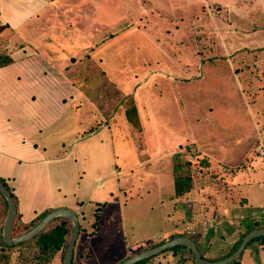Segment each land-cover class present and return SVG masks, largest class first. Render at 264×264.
I'll return each instance as SVG.
<instances>
[{"label":"rangeland","instance_id":"1","mask_svg":"<svg viewBox=\"0 0 264 264\" xmlns=\"http://www.w3.org/2000/svg\"><path fill=\"white\" fill-rule=\"evenodd\" d=\"M223 1L229 9L213 0H149V7L142 11L150 16L142 17V8L132 0H60L58 3L70 5L55 7L54 14L48 13L52 14L51 20L57 15L66 20L58 24L60 29L63 26L69 34L78 30L81 34L78 35L85 37L77 40V33L70 36V47L80 41L85 42V48L71 50L81 60L71 64L67 73L88 104L95 102L103 111L100 118H90L83 107L84 117L77 115L71 120L79 129L91 126L100 133L92 137L87 131L84 141L79 135L72 144H66V148L74 149L77 161L64 157L49 163L52 192L56 195L66 192L69 204L74 201L73 207L87 218L99 204L103 216L111 212L109 220L104 218L95 234L81 233L76 242V254L82 247L89 252L88 264H114L121 255L131 256L149 248L162 235L184 225L177 220L170 196L174 184L169 160L176 145L192 139L193 134L198 142L203 138V144L230 143L242 132L241 137L249 134L250 129L255 133L254 118L263 125L264 0ZM104 4L113 6L116 12L99 6ZM78 11L84 14L78 17ZM42 33L40 39L45 42L47 32ZM242 44L254 47L236 49ZM130 93L136 99L144 126L142 142L147 143L151 156L146 167L138 165L139 152L124 111L123 100ZM100 140L102 147L97 145ZM258 141H245L242 150L252 144L251 153L256 155ZM81 145L90 160L81 161ZM193 146L190 142L181 144L177 151L197 155ZM44 153L54 159L63 156L59 151ZM243 159L247 158L240 154L232 167H246ZM201 161V157L193 161V178L204 172L201 166L206 163ZM258 161L260 170L252 174L253 180L244 191L249 193L246 194L250 198L249 207L261 212L264 159L259 157ZM98 172L104 174V180L126 178L125 181L132 182L133 188H126L122 208L111 200L107 204L98 200L95 192L100 189ZM45 193L32 199V203H38ZM0 208L1 223L4 218L1 195ZM191 236L196 237L195 233ZM253 246L258 247L255 243ZM250 249L252 245L246 252ZM253 253L260 260V250ZM59 260L64 264V258ZM146 264H177V259L169 251L153 255Z\"/></svg>","mask_w":264,"mask_h":264},{"label":"crops","instance_id":"2","mask_svg":"<svg viewBox=\"0 0 264 264\" xmlns=\"http://www.w3.org/2000/svg\"><path fill=\"white\" fill-rule=\"evenodd\" d=\"M59 1L0 0V59L2 61L11 59L7 63H0V177L6 180L17 196V209L22 222L31 221L49 207L74 209L83 228L80 230L78 242L81 233L85 234L88 231L95 234L97 229L101 228L104 218L109 220L111 212H107L103 216V207L99 204L94 214L87 218L82 211L73 207L74 201L69 204L66 192L61 195L57 194V196L54 190L52 192V188L49 187L51 184L50 161L58 162L64 157H70L77 161L74 149L66 148V144H72L76 138H79V135H82L81 141H84L87 131L92 137L100 135L91 126L79 129L77 124L71 123L73 117L77 115L80 118L84 117L82 112L85 108L83 107L87 108L90 118L98 119L103 112L95 102L88 104L86 97L70 80V75L67 73L71 64L81 60L72 54L71 50L74 48L84 49L85 42L77 41L72 44L73 47H70V36H75L76 33L78 35L80 32L77 30L72 32L73 34H69L68 31L62 29L63 26L60 29L58 25L60 22L64 24L65 19L57 14L58 19L53 16L51 20L52 14L48 16L50 11L53 13L55 7L65 8L70 5L69 2L60 4ZM132 1H136V4L142 8L140 16H150L149 12L143 13L142 11L149 7V0ZM213 1L229 9L225 1ZM99 6L108 7L111 13L116 12L110 4ZM96 7L98 6H94V8ZM82 14L84 12L78 11L77 15L80 17ZM119 16L122 17L123 14L119 12ZM44 22H47L46 26L43 25ZM42 26L45 28L43 29ZM43 31L47 32L48 36V40L45 42L40 39ZM80 35L75 36V39L85 38ZM43 44L45 45L43 46ZM227 47L229 52L230 46ZM246 47L254 46L242 44L236 49ZM254 119L255 133L250 129L249 134L245 133L246 136L241 137L242 132L230 143L218 141L213 144L207 141L208 143L203 144L201 143L203 138H200L198 142L197 135L193 134L192 139H185L171 151L174 153L179 145L190 142L198 154H188V157L192 161H197L198 157L206 158L207 163L205 166H201L204 169L202 175L199 178H193L191 191L176 196L174 185V192L170 196L177 212V220L183 222L184 225L176 226L168 234L184 231L188 225H192L195 228V242L201 251L211 258L223 255L235 244L246 230V221L264 223V212L262 210L258 212L249 207L250 198L246 195L249 193L244 191L245 186L253 180L252 174L260 170L258 158L264 159V156L251 153L252 144H249L250 147L247 146L244 150L241 147L242 143L250 139L259 140L258 148L264 143V116L261 117L263 125L257 118ZM140 123L143 137L144 126L141 119ZM107 128L109 129V127ZM98 143L102 147L101 140L97 142V145ZM135 144L139 152L138 165L140 167L150 165L151 156L147 152V143L143 141V144L139 145L135 141ZM108 147L110 146L107 142L106 148ZM81 149V161L90 160L84 145H81ZM249 149L250 152H248ZM49 150L62 152L63 156L51 158L44 153ZM240 154L247 158L241 161L245 163L246 167L234 169L232 166ZM169 161H172V157ZM167 166H169L168 163ZM103 176L104 174L101 172H98L96 176V180L100 184V189H98L101 191L100 194L98 189L95 190L98 200L99 198L105 200L103 204H107L105 202L111 200L113 205L116 204L122 208L125 205L123 196L127 195L126 188L132 189V182L125 181L126 178H119L117 181L104 180ZM171 179L174 184L173 170ZM10 182H12L11 185ZM43 191L46 192L44 197L38 203H32V199L39 198ZM76 203L78 202L76 201ZM35 209L38 211L34 212ZM96 213L100 214L99 225L95 232H90L91 229L89 231L87 228L91 227L92 222L96 219ZM209 222L214 227L211 228ZM255 245L258 247L252 244V249L248 252L245 251L243 264L264 263V248L256 243ZM258 249L261 252L260 260L255 258L253 253L254 251L258 253ZM74 253L75 264H80L77 263L80 254L90 255L84 247L77 254L75 247ZM128 256L129 254L121 255L114 261V264L120 263ZM59 258L61 259V256L58 253L52 264H61ZM87 258L81 264H88Z\"/></svg>","mask_w":264,"mask_h":264},{"label":"trees","instance_id":"3","mask_svg":"<svg viewBox=\"0 0 264 264\" xmlns=\"http://www.w3.org/2000/svg\"><path fill=\"white\" fill-rule=\"evenodd\" d=\"M10 60H11L10 58L6 59L5 61H2L0 59V63L4 64L9 62ZM123 106H124L125 114L127 116V121L130 124V131L133 134L137 144L141 145L143 144L142 126L140 123L133 93L126 95V98L123 100ZM256 153L259 155L258 148L256 150ZM171 157H172V170H173L174 185H175V195L181 196L193 189V173L191 171L193 161L188 157V152H184L182 150L174 152ZM201 162L207 163L206 158L204 159L202 158ZM0 181L4 183L11 190L13 196L17 201L16 194L12 191L6 180L0 177ZM0 195L3 197V201H4V209H3L4 218L1 220L0 223V264H52L54 258L57 256L59 252H61V259L63 261L64 253L68 245V240L72 232V221L67 217H57L52 222H50L44 230H42L39 234H37L36 236H34L29 240H25L18 244H11L5 242L3 241V230L7 215L8 203L5 196L1 192ZM53 209L55 208L54 207L46 208L29 222H22L20 219V214L18 213L12 230L13 236L14 237L19 236L22 233L30 230L47 213H49ZM95 216L96 219H94V221L91 224L92 227L91 232H95L99 225L100 214L96 213ZM212 227L214 226L211 225V228ZM256 228H264V223H260L256 221L253 222L246 221V230L241 234V237L235 242V244L221 256L211 258L207 256L204 252H202L200 247L199 250L202 256L206 259L209 260L222 259L233 253L238 248L242 238L248 232ZM81 229L83 228L81 227L80 230ZM193 230L195 232L194 227ZM194 232L190 233L187 231L186 228V230L184 231L168 234L163 239L153 243L151 247L159 245L166 240H169L171 238L180 235L189 236L194 239V237L191 236ZM254 243H257L258 245L264 248V235H260L252 239L246 245L241 255L237 259L233 260L228 264H243L242 260L245 251L247 250L249 245H252ZM169 251L172 253L174 258L177 259V264H185L187 262H189L190 264L192 263L199 264L192 249L186 245H176L171 248L165 249L160 253H165ZM78 257L79 260L77 263L81 264L85 262V259L87 258V254L84 255L80 254ZM151 257L140 260L135 264H146ZM75 263L76 261H75V253H74L72 264Z\"/></svg>","mask_w":264,"mask_h":264},{"label":"water","instance_id":"4","mask_svg":"<svg viewBox=\"0 0 264 264\" xmlns=\"http://www.w3.org/2000/svg\"><path fill=\"white\" fill-rule=\"evenodd\" d=\"M0 192L5 196L8 209L7 215L4 223V230H3V241L11 243V244H18L25 240H29L39 234L42 230L46 228V226L52 222L57 217H67L72 221V232L70 234L68 245L66 247L64 253V264H72L75 245L80 233V220L77 212L69 207H58L47 213L35 226H33L30 230L22 233L19 236H13L12 230L13 226L18 214L17 209V202L15 197L13 196L11 190L0 181ZM264 235V228H256L248 232L241 240L238 248L231 253L230 255L219 259V260H209L202 256L199 247L195 240L189 236L180 235L169 240L164 241L163 243L152 246L149 248H145L120 262V264H135L140 260L145 258H149L153 255H157L165 249L171 248L176 245H186L190 247L199 262V264H228L233 260L237 259L243 250L245 249L246 245L255 237Z\"/></svg>","mask_w":264,"mask_h":264},{"label":"built area","instance_id":"5","mask_svg":"<svg viewBox=\"0 0 264 264\" xmlns=\"http://www.w3.org/2000/svg\"><path fill=\"white\" fill-rule=\"evenodd\" d=\"M258 152L260 156H264V143L259 146ZM263 212H264V209H263ZM210 225H212V223H210ZM186 228L188 232L190 233L194 232L192 225H188Z\"/></svg>","mask_w":264,"mask_h":264}]
</instances>
